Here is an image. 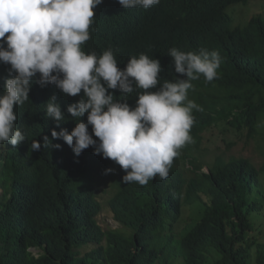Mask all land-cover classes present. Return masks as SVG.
<instances>
[{
  "label": "trees",
  "instance_id": "trees-1",
  "mask_svg": "<svg viewBox=\"0 0 264 264\" xmlns=\"http://www.w3.org/2000/svg\"><path fill=\"white\" fill-rule=\"evenodd\" d=\"M250 1L160 0L149 9H124L118 0H103L94 9L91 38L82 45L86 53L111 47L121 69L145 53L160 60L162 84L180 76L170 48L217 50L218 77L209 82L201 74L191 81L187 98L202 108L193 110L192 142L179 150L167 179L157 176L143 186L123 183L119 165L91 146L77 157L62 139L52 140L53 129L75 127L66 96L55 95L66 117L60 127L45 114L53 89L37 91L15 109L28 143H6L0 155V264H249L255 246V262L264 264V236L251 219L263 208L257 189L264 168L248 158L218 157L206 172L197 156L213 127L254 138L264 124V11L234 28L227 13ZM110 91L121 98L120 91ZM136 100L134 92L127 103L135 107ZM80 119L86 122L87 114ZM45 135L61 148H45ZM33 140L41 143L39 151L31 150ZM100 194L124 229L100 224ZM198 201V217L184 234L176 232L183 207ZM86 247L93 248L84 253Z\"/></svg>",
  "mask_w": 264,
  "mask_h": 264
},
{
  "label": "clouds",
  "instance_id": "clouds-1",
  "mask_svg": "<svg viewBox=\"0 0 264 264\" xmlns=\"http://www.w3.org/2000/svg\"><path fill=\"white\" fill-rule=\"evenodd\" d=\"M159 2L118 0L124 9H149ZM102 3L103 0H0L1 153L6 143L13 147L28 143L17 126L14 110L28 104L37 91L53 89L45 104L46 116L54 119L57 127L65 121L55 96L61 94L72 103L67 113L75 127L70 132L66 128L59 132L53 129L52 140L62 139L77 157L91 146L95 155L119 165L125 173L123 183L143 186L157 176L167 179L179 150L192 142L193 110L202 111L187 98L193 87L191 81L201 74L209 82L217 78L222 57L217 50L184 52L170 48L168 55L174 71L185 78L177 76L162 84L160 60L145 53L131 56L121 69L113 48L99 55L82 48L91 38L94 9ZM110 90L120 91L121 98ZM134 92L137 100L132 107L127 99ZM85 114L87 121L82 122L80 118ZM42 139L45 148H61L47 135ZM30 147L39 151L41 143L33 140ZM112 171L106 169L105 173Z\"/></svg>",
  "mask_w": 264,
  "mask_h": 264
},
{
  "label": "rangeland",
  "instance_id": "rangeland-1",
  "mask_svg": "<svg viewBox=\"0 0 264 264\" xmlns=\"http://www.w3.org/2000/svg\"><path fill=\"white\" fill-rule=\"evenodd\" d=\"M264 11V1L254 0L247 4H234L227 9V13L231 17L232 28L237 26L247 25L249 19L257 15V12ZM259 132L262 135H257L254 138H248L247 133L240 135V133L227 132L223 125L209 129L204 133V139L201 144L202 151L197 153L201 154L199 160L203 163L204 170L208 172L209 164H212L218 157L229 160L233 157L236 158H248L250 159L259 169L264 168V124H260ZM226 140V141H225ZM233 142V144L228 145ZM207 148V150H206ZM192 153L194 148L191 149ZM1 153V149H0ZM260 178V187L257 189L261 193V204L263 208L253 213L251 216L252 223L254 224L257 231H261L264 236V172ZM1 186V184H0ZM0 189V193H2ZM108 197H103L100 194V201L103 203V213L99 218L100 224L103 228H112L114 230L124 229V227L113 219L112 214L107 206ZM201 201L195 202L192 205H185L183 207V217L176 223V232L184 234L198 217V213L202 210L200 205ZM174 225V226H175ZM264 242V239L263 241ZM93 247H86L83 252H89ZM32 252L38 256L39 252L35 249ZM257 255V246H255L249 254V264H256L255 258Z\"/></svg>",
  "mask_w": 264,
  "mask_h": 264
},
{
  "label": "bare ground",
  "instance_id": "bare-ground-1",
  "mask_svg": "<svg viewBox=\"0 0 264 264\" xmlns=\"http://www.w3.org/2000/svg\"><path fill=\"white\" fill-rule=\"evenodd\" d=\"M203 136V135H202ZM226 141V140H225ZM200 144H202V143H200ZM190 161V160H189Z\"/></svg>",
  "mask_w": 264,
  "mask_h": 264
}]
</instances>
